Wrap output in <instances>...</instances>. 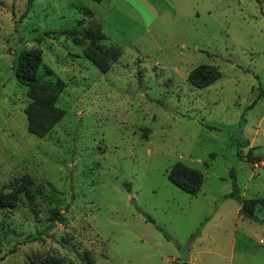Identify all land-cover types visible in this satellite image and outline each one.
Wrapping results in <instances>:
<instances>
[{
    "label": "rangeland",
    "instance_id": "rangeland-1",
    "mask_svg": "<svg viewBox=\"0 0 264 264\" xmlns=\"http://www.w3.org/2000/svg\"><path fill=\"white\" fill-rule=\"evenodd\" d=\"M24 50L43 83L65 85L45 137L26 109L55 96L19 83ZM202 65L221 78L197 88ZM252 158L264 159V0H0V190L34 181L32 199L0 207V264H184L192 240L187 264H264V224L224 199L264 197ZM179 162L204 175L196 196L169 181Z\"/></svg>",
    "mask_w": 264,
    "mask_h": 264
},
{
    "label": "trees",
    "instance_id": "trees-1",
    "mask_svg": "<svg viewBox=\"0 0 264 264\" xmlns=\"http://www.w3.org/2000/svg\"><path fill=\"white\" fill-rule=\"evenodd\" d=\"M101 2L102 0H93ZM92 17V12L89 11ZM82 24V23H81ZM87 40L93 44L102 41L105 37L101 25H95V31H87ZM65 34L76 35L74 32H65ZM95 64L103 71L107 70L105 62L95 60ZM41 66V56L36 51L24 50L22 51L16 64L14 66L15 76L20 84L28 87L31 92L43 91L54 94L55 97L51 98H32V103L27 107L26 114L28 118V129L31 134L38 137H45L51 129L65 116V111L56 106V95L60 94L65 85L62 81L58 80L54 84L43 83L38 77V71ZM50 72V71H49ZM221 78V73L216 67L202 65L196 68L189 75L188 80L197 88H206L215 83ZM169 181L181 189L182 191L196 196L202 188L204 182V175L197 169L189 167L181 162L176 163L168 171ZM34 181L29 175L22 177L21 183L17 184L14 189L5 191V187L0 190V207L13 208L18 205L22 200V194L28 199H32ZM224 199H235L241 206V215L250 221L264 224V219L257 215V208L264 210V197L244 199L239 195L236 188L234 191L225 196ZM57 222H63V215L56 214ZM167 238L164 230L158 227ZM38 264V263H37ZM45 264H64L58 258H51ZM187 264V263H184Z\"/></svg>",
    "mask_w": 264,
    "mask_h": 264
},
{
    "label": "water",
    "instance_id": "water-1",
    "mask_svg": "<svg viewBox=\"0 0 264 264\" xmlns=\"http://www.w3.org/2000/svg\"><path fill=\"white\" fill-rule=\"evenodd\" d=\"M262 161H264V159H261V158H252L251 159V164H258V163H261ZM193 243V240L190 241L189 243H187L186 245H184L183 247H181L180 249V256H181V259H182V262L183 263H189L190 262V254H189V251H190V247Z\"/></svg>",
    "mask_w": 264,
    "mask_h": 264
},
{
    "label": "crops",
    "instance_id": "crops-1",
    "mask_svg": "<svg viewBox=\"0 0 264 264\" xmlns=\"http://www.w3.org/2000/svg\"><path fill=\"white\" fill-rule=\"evenodd\" d=\"M239 212H240V213H239ZM237 213H238L239 218H241L242 220H243V219L245 220V218L241 215V209L238 210ZM259 242H260V244H264V240H262V239H261ZM235 243H236V242H235V240H234V241H233V246H234ZM190 262H193V261H192V256H191V254H190Z\"/></svg>",
    "mask_w": 264,
    "mask_h": 264
}]
</instances>
